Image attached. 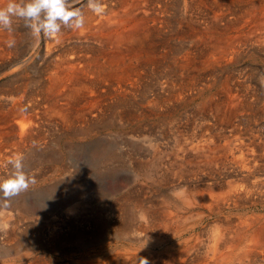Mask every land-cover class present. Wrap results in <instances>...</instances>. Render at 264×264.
<instances>
[{
	"label": "bare ground",
	"instance_id": "obj_1",
	"mask_svg": "<svg viewBox=\"0 0 264 264\" xmlns=\"http://www.w3.org/2000/svg\"><path fill=\"white\" fill-rule=\"evenodd\" d=\"M170 1L171 0H110L109 2L108 0H101L103 5L105 6L104 12L101 15H97L91 12L87 8V0L84 3H82V5L79 6L82 8L85 14V27H84L85 31L82 34H85L87 39L91 37L94 39L93 41L97 40L99 44H101L104 47L105 50L104 51H96V50L92 51L91 49L89 52H79V50L73 51L72 49L71 50L69 49L70 51L69 50L63 51L61 54H59V60L58 62H56V65H54L53 70L49 73V76L47 78V83H46L48 85V89H46V95L49 98V100H51L50 101L51 104L49 103L50 105L49 107L47 106L48 104L46 105L47 109L46 111L45 109H43L44 110L43 113L45 115L50 114L51 116H53V119L56 122L54 123L62 128H71V127L75 128V126H77L79 123H82V124L88 123L89 125H91L104 114L106 109H108L111 106L109 104L111 100L110 101L108 100L112 99L113 95L114 97H117L118 99H123V101L126 102V99L129 98L130 96L135 97L139 95L140 91L144 88V86H145V89L143 91L142 97L146 99L148 106L152 107L153 109L152 111L155 112L154 110H157L160 107L161 101H163L166 104H170L172 103V101L178 102L180 99H183L184 97L189 98V96L191 95H195L197 98L198 94L200 95L204 90L211 89L216 84V81H218L217 80L218 72H221V70L226 69L227 67H231L232 65L237 63L240 59H243L245 56H248V57L252 56V54L251 55L249 54L251 51L248 54H246V51H242L245 47H249V48L253 47L256 50H259V51L261 50L264 52V0H182L184 4L185 12L190 11V12L198 13V20L197 21L195 20V23L197 22L198 25L194 24L198 26V28L194 27V25H188V23H187L188 26L186 24L182 25V23L180 22L179 27L176 29L177 30L176 33L179 34L180 38H183V34H184V36L186 37L184 39H188V38H191L193 35H195V33L199 32L197 34L196 47L198 49L200 47H204V48L209 47L210 49L207 48V50L204 49L201 51L197 50L198 52L197 51L196 52L195 51L185 52L186 50H184L185 53L183 55H180V57L178 58V61H175V63L173 62L175 66L174 74H173V66L172 68H167L168 65L165 64L166 66L162 67L163 69L161 70L159 75L157 74L159 85H157L155 89H153L152 87L146 88L147 77L149 78L152 76V74H156L157 73L156 67H158L159 65L161 66V61L159 59L161 57L158 54L159 51L158 50H157L158 52L155 51L156 50L155 48L158 46V44L157 46H155L156 41L153 42L154 40L152 39V35L155 30L154 28L155 26H162V25H157V23L159 24L160 22L163 21L161 16L167 13V3ZM5 3H6V0H0V6H4ZM117 4L122 5L119 11L117 9L118 7ZM238 4H241V6H239ZM209 10L213 11L214 15H212L211 17L208 15L212 19L210 20L209 23H207V19L209 17L206 19V14L208 13ZM139 12H141V14ZM193 18L191 19L189 18V19L193 20ZM204 25H207V26L205 27ZM218 27H220V29H218ZM232 27L237 28L239 32L236 34V31H235L236 36H233V38H227V36L225 38V35H224L225 39L223 38V40H221L217 35L216 36L218 38L214 39V37H212L213 35H206L203 31L204 29H207V31L211 29L210 31L214 33L215 32L221 33L223 31H227L228 28H232ZM4 32L5 30H0V34L3 35ZM78 32L79 30L77 31V33ZM6 33L8 34V32ZM64 34L62 35L60 33L58 38L60 37V35H62L60 40L64 39L65 37ZM81 36L84 37L83 35ZM172 36H174L173 33H172ZM156 38L158 39V37ZM0 40L2 42V38H0ZM54 42L56 44L57 39L56 41L54 40ZM1 46H3L2 43H0V47ZM17 46H19V44ZM11 52L12 50L6 51L4 48H0V64L1 63L6 64V62L10 59V55L12 54ZM48 52H51V51H48ZM161 54H162V50H161ZM259 60H260V57H259ZM19 65L21 66L22 64H19ZM47 70H49V68ZM260 74L264 75V68L260 72ZM258 79L260 78L258 77ZM152 83H155V82H152ZM149 84L151 83L149 82ZM141 87L143 88L141 89ZM216 87H218V85ZM2 90H3L4 95L0 97V163L1 162L3 163V161L7 162V160L13 158L14 152L10 147V142L16 138L21 139L23 137L30 136L33 133L32 132L33 125L34 127L38 125L37 124V122H39L38 117L41 116V115L39 116L35 114V112L33 113V111L35 110V107L38 105V102H36V99H35L36 97L33 96L34 93L32 89H28L26 84L18 85V86L11 87V88L8 87L6 89L1 88L0 92ZM202 97L204 96L202 95ZM28 101H30V103H28ZM123 101H121V103ZM131 101H133V99ZM189 101L191 102V100ZM43 102L45 101L43 100ZM200 105L203 108H206L210 113L215 114V116L219 120L218 124L226 123V126L238 128L239 125L235 121L238 119L240 121V124L242 123V121L245 122V125H244L245 129L248 130L252 127L251 126L252 121L259 119L261 117H264V84H262L259 80L257 85H253L252 80L250 79V76L246 74H242L239 76L229 74L224 77V80L222 81L221 86L218 89H216V91L210 97H207L206 99H204ZM138 107L140 106L138 105ZM165 107H167V105H165ZM150 111L147 113H150ZM26 112H28L29 114H27ZM155 113L157 114V112ZM16 117L17 119L18 118L19 119L17 120ZM218 124L216 125L218 126ZM48 126L49 125H47V128ZM206 126L207 125H205V128ZM85 128H87L86 125L85 127L84 126L82 127L83 131H85L84 130ZM180 129H183V128H180ZM201 129L202 128H200V130ZM222 130H223V127H222ZM42 131L43 130H41L40 132ZM72 132H74V130ZM94 133H96V131ZM119 133L124 134L123 132H120V131ZM225 136L226 135L224 133L223 137L225 138ZM70 137H72L71 139H73L75 136L74 137L70 136ZM98 137L100 138V136ZM221 137L222 136L220 137L217 136L216 139L215 138L214 139H210V138L204 139L203 138V140L201 141L202 143L198 142L200 144L198 143L196 144V141H193L195 142V144H192L190 142V144L192 145L189 144V145H186L185 147V143L183 144V141L185 140L184 138L181 139L182 138L181 136L180 140H183L182 145H179L180 143H178L179 146L177 144L174 145V146H177V149L176 151H174L172 155L174 160L181 159L182 160L181 163L177 165L176 164L173 165L174 161L170 162L169 166L171 167L170 168L168 167L169 169L165 167L167 168L166 171H163V170H161L163 172L156 171L154 172V174L152 173L153 171L152 169L154 168L161 169V167L159 166L161 165L160 163H161L163 156L165 155V151L163 148H161L162 146L159 147L157 146V144H155V146L150 144L151 150L149 151V154H151V158L141 161V164H138V165L135 164V166L136 165L138 166L135 172V177L137 178L139 177L143 179V188L145 189V193L148 192L146 188L150 187L149 182L152 181L155 184V186L158 185L162 189L167 188L168 191L170 192V195L168 196L165 194H161V196H159L157 200L155 199L152 200L148 198L146 194L143 196H136V197L129 199L128 209L131 211L130 213L124 212L127 214L125 215L124 220H122L123 225L120 226V229L123 234H126L128 236V240L131 241L130 242L131 244L132 243L135 244L132 238V236L135 235V238H138V242L140 243L139 245H142V246L149 245L151 248L158 249L155 252V255L158 258L162 257L160 259H162L163 261L169 262V263L173 262L175 264H185L188 260V257L190 255H193V253L195 255L193 258L190 259L194 261V263L192 264H222V262L224 261L226 262V264H237V263L238 264H264V220L262 221V218L264 217L257 216V217L244 218V219H242V217H239L236 219V217L234 218L230 215L228 216L226 215L224 216V218L221 219V214L223 212H225L228 209H232V208L236 209L241 205L242 202H244V200L250 199L249 197L253 196L254 190L257 192H262V193L264 192V177L261 180H255V181L253 180L254 182L252 183V185H250L249 183L250 177L253 176L258 170H261V165L259 167V165H257V162L255 164H251V162H254L258 158L255 157L257 159H254V161H251L252 158L248 156L249 152L245 154L244 150L241 147H238L239 144L236 146V143L234 142H229V144H226L227 151L230 150L229 152H227V156L226 157L220 156L219 153L222 151V149H224L219 145L221 142L220 140L224 139ZM150 142L152 143V140H150ZM262 144H259V146L258 145L257 146L260 147V145ZM18 147H21V146H18ZM248 147L249 146H247V148ZM263 147L261 148L262 154L259 155V160L261 159L262 162H264V148ZM113 149H114L113 143L112 144L110 143V145L109 143L99 144V146L97 145L92 154L94 161L104 162L105 160L110 159V157L113 156V153H112ZM190 151L191 153H194V155L187 154V152L189 153ZM16 152L17 150H15V154ZM235 152L239 154L236 155ZM229 154L233 155V156L231 155L232 156L231 159L235 161H228L226 163L222 162L221 164L218 163V161L220 162L225 161V160L227 161L229 159L228 157L230 156ZM254 156H256V154ZM55 157H57V155ZM166 160H168V158ZM202 161L204 164L202 163ZM44 168L46 167L44 166ZM41 170H44L43 167ZM62 174H63V171H62ZM173 174L175 176L174 179H173ZM227 177L228 178L231 177V178L228 180H225V178ZM44 180L45 178H43V181ZM58 188L59 186H56L54 187V190L58 191ZM81 188L83 187L79 185H74V188H72V191H70L69 195L66 197V200L63 201L64 203H66L63 207L68 209V211L75 212L76 209L81 208L82 204L84 203L83 200H81L79 204L76 203L77 200L80 199V193L82 190ZM14 207H15V204L13 203V199H12L10 207L5 208V210H2L0 212V236L2 238L4 237L5 242H6V239L9 240L12 236H16L14 231H15V224L17 220V219L15 220V216L17 215L14 212ZM102 208H104L105 211H107L106 207H102ZM112 211L114 210L110 209V211H108L109 213L107 212L108 216L109 215L115 216L117 214V213L115 214V212H112ZM205 214H208L209 216H212L213 218L215 217L218 218V221L214 224L215 228L212 230L211 235L209 237V243L211 244L210 248L207 250V254L208 253L211 254L209 258H207L208 256H204V255L203 256L205 258L204 257L201 258L200 257L201 254L199 251V247L205 242V238H204L205 233L198 231V227L203 221H205L203 219V216ZM76 220H74L75 223H76ZM53 222L54 221H52V224ZM101 224L102 223H100V225L99 224L96 225V227L97 228L100 227ZM233 226H238V227L236 229H232ZM52 230L55 231L56 228L55 229L53 228ZM206 230L208 232V229ZM134 244H132L128 248L123 249L124 250L123 252L115 251L116 254L112 255V258L108 261L111 262L113 260L112 263H115L114 262L116 261L114 260L115 258H121L122 256L127 257V255L130 254L132 257L124 258L125 260L124 259L123 260L125 262L123 264H139L138 260L143 255L142 254L140 256L139 253L141 251L144 252V250L141 249L139 245L134 246ZM108 245L110 244L108 243ZM149 252H152V251H149ZM142 258L144 257L142 256ZM149 258H152V257H149ZM123 260L121 261L123 262ZM149 262L150 260L148 259V263Z\"/></svg>",
	"mask_w": 264,
	"mask_h": 264
},
{
	"label": "rangeland",
	"instance_id": "obj_2",
	"mask_svg": "<svg viewBox=\"0 0 264 264\" xmlns=\"http://www.w3.org/2000/svg\"><path fill=\"white\" fill-rule=\"evenodd\" d=\"M85 1L86 0H80V3H78L76 6L79 7ZM108 1L110 2V0H108ZM6 3H7V0H6ZM238 5L241 6V4H238ZM117 6L116 7L119 11V9H121L120 7L122 5L117 4ZM173 7H174V9H173ZM184 12H185L184 11V4H183L182 0H171L170 2L167 3V13L165 15L161 16L163 21L160 22L159 24L157 23V25H162V26H155L154 27L155 30L153 32L152 39L154 40L153 42L156 41L155 46H157V44H158V46H157L158 48L156 47L155 51H157V50L159 51V52L158 51L157 52H158L159 56L161 57V58H159L161 61V66L159 65L158 67H156L157 73L152 74L153 77L152 76L149 78L147 77L146 88L152 87L153 89H155V87L157 85H159L157 76L159 75V73L163 69L162 67L168 65L167 68H172V66H173V74H174V68H175L174 63H175V61H178V58L180 57V55H183L187 51H195L196 52L197 50L201 51L204 49L207 50V48H209V47H205V48L200 47L198 49L196 47L197 34L199 32L195 33V35H193L191 38H188V39H184V38H186L184 36V34H183V38H180L179 34L176 33L177 32L176 29L179 27L180 22L182 23V25H185V24L187 25V23H188V25H194V24L198 25L197 22L195 23V20L196 21L198 20V13L188 11V12H185V14H184ZM139 13L141 14V12H139ZM172 14H174V15H172ZM192 15H194V16H192ZM208 15L211 17L212 15H214V12L209 10L208 13L206 14V19L209 17ZM210 17L207 19V23H209L210 20L212 19ZM189 18L190 19L193 18V20H190ZM166 22H167V24H166ZM196 25H194V27L198 28V26H196ZM167 26H169V27H167ZM204 26L206 27L207 25H204ZM12 27H13V31L11 33H9L7 30H5L3 35L0 34V38H2V42L0 40V43L3 44V46H1L0 48H4L6 51L12 50V52H11L12 54L10 55L11 60L9 59L8 60L9 62L7 61L6 64H3V63L0 64V74H1V76H0V89L1 88L6 89L8 87L11 88V87H15L18 85H25L26 84L28 89H32L33 93L35 94V95L33 94V96L36 97L35 98L36 102H38V105L35 107V110L33 111V113L35 112V114H37L39 116L41 115V116L38 117L39 119L37 118L39 121V122H37L38 125L35 127L33 125V131L32 132L34 134L32 133L30 136L23 137L24 139L23 138H21V139L16 138V139L12 140L13 142L12 141L10 142V147L14 152L13 158H15L18 155L23 156L25 171L29 172L28 174L30 176H35L36 183L34 185H31L27 191L22 192L17 197L13 198V203L15 204L14 212L17 215V216H15V220L16 219L17 220H16V224H15V231H14L16 236H12L9 240L6 239V242H5L4 237L2 238L0 236V258H1L0 261H2V262H0V264H30L31 262H32L31 264H33V263H35V264L36 263L37 264H115V263L116 264H123L125 262L124 258L132 257L130 254H128L127 257L122 256L121 258H115L114 259V260H116V261H114L115 263H112L113 260L111 262L108 261L112 258V255L116 254L115 251H122L123 252L124 251L123 249L128 248L129 246L134 244V243H132V244L130 243L131 241L128 240V236L126 234H123L121 229H120V226L123 225L122 220H124L125 215L127 213H130V211H131L128 209L129 208L128 207L129 199L136 197V196H143L146 194L148 198H150L152 200H154V199L157 200L159 198V196H161V194H165L168 196L170 195V192L168 191L167 188L162 189L158 185L155 186V184L152 181L149 182V186L151 188L150 187L146 188V190L149 193L148 192H147L148 194L145 193V189L143 188V179L139 178V177L138 178L135 177V172H136L137 167H138L137 165L141 164V161L151 158V154H149V151L151 150L150 144H152L154 146H155V144H157V146H159V147L162 146L161 148H163L165 151V155L163 156L161 163H160L161 165L159 166V167H161V169H159V168L152 169L153 170L152 173L154 174V172H156V171L157 172L158 171H160V172L166 171V169L168 167L169 168L171 167V166H169L170 162L174 161L173 165H175V164L177 165V164L181 163V161H182L181 159H177L178 161H180V162H178L177 160H174L172 157L174 151H176V149H177V146H174V145H176V144L178 145V143H180L179 145H182L183 140H180L181 136H182L181 139L184 138L185 141L188 140L187 142L183 141V144L185 143V147H186V145H189L190 142L192 144H195V142H193V141H196V144L198 142H201L203 140V138L204 139H206V138H210V139L215 138L216 139L217 136L218 137L222 136L221 138H224L223 136L225 133V135L227 137L225 136L224 139H221L220 140L221 142L219 144L222 148H224L219 153L220 156H223V157L227 156V152H229L230 150L227 151L226 144H229V142L236 143V146L239 144L238 147H241L244 150L245 154H247L249 152L248 156H250V158H252L251 161H254V159L258 158L254 162H251V164H255L257 162V165H259V167L261 165V170H258L253 176L250 177V180H249L250 185H252V183L255 180H261L264 177V162H262L261 159L259 160V155L262 154L261 148L264 145V122H263L264 117H261L259 119L252 121L251 122L252 127L248 130L245 129V126H244L245 122L242 121V123H241L242 125H241L240 121L237 119L235 121H236V123H238L239 126H238V128H233L231 126H226V123H224V124L219 123L218 124L219 120L217 119L215 114L210 113L206 108H203L200 105L204 99H206L207 97H210L216 91V89H218L221 86V83L224 80V77L229 75V74L235 75V76L246 74V75L250 76V79L252 80V84L257 85V83L260 80V79H258V77L260 78V75H261L260 72L264 68V65H263L264 64V52L263 51L256 50L253 47H250V48L245 47L242 51H246V54H248L251 51L249 53L250 55L252 54V56H250L251 58L248 56H245L243 59H240L237 63H235L231 67H227L226 69H223L224 71L221 70V72H218V76H217L218 81H216V84L211 89L204 90L201 93L205 98L202 97L201 94L200 95L198 94L197 98L195 95H191V96H189V98L184 97L183 99H180L178 102L172 101V103L174 105L172 103L166 104L163 101H161L160 103L162 104V106L160 104V107L157 110H154L155 112H157V114H156L155 112L152 111L153 110L152 107L148 106L146 99L142 97L143 91L145 89V86H144V88L141 87V89L142 88L143 89L140 91L139 95H137L135 97L130 96L129 98L126 99V102L123 101V99H118L117 97H114V95H113V98L108 100V101L111 100L109 102V104L111 105L108 108L109 110L106 109L105 110L106 113L104 112V114L102 115L103 118L101 116L93 124L89 125L88 123H86V124L79 123L77 126H75V128L74 127L62 128V127L55 124L56 122L53 119V116H51L50 114L45 115L43 113V111H44L43 109H45V111L47 109L46 105L48 104L47 106L49 107L50 106L49 103L51 104V102H50L51 100H49V98L46 95V89H48V85L46 83H47V78L49 76V73L53 70L54 65H56V62H58V60H59V54H61L63 51H68L69 49L70 50L72 49L73 51L79 50V52H89L91 49H92V51H95V50L96 51H104L105 49L101 44H99V42L97 40L93 41L94 39L91 37L89 39H87L85 34H82L85 31V28H83V30L80 29L82 32L79 30L78 33H77L78 30H71L69 28H63L62 29L63 32L61 31V34L63 35L65 32L67 33V34L66 33L64 34V36H65L64 39L60 40V38L62 37V35H60L59 38H55V39L53 38V41H52V39L42 38L39 43H36L33 40V37L31 36L30 30L25 27L23 20H20L18 18H13ZM221 28H223V27H221ZM218 29H220V27H218ZM210 30L211 29H209L207 31V29H204L203 31L206 35H213L212 37H214V39H217L219 37L221 40H223L224 35H225V38H226V36H227V38H233V36H236V34L239 32L237 30V28H234V27L228 28L227 31H223L221 33H218V32L214 33ZM221 30H223V29H221ZM235 31H236V34H235ZM6 32H8V34ZM71 32L73 34L75 32V34H77V35L74 34L75 35L74 36ZM172 33L174 36H172ZM4 34H5V36H4ZM81 35H83L85 38L82 37ZM11 36H12V38H11ZM228 36H230V37H228ZM156 37H158V39ZM9 39L15 40V46L14 47H8L7 44H5L6 41H8ZM56 39H57L58 43L56 42V44H55L54 40L56 41ZM84 39H85V41H84ZM163 39H165V40H163ZM192 40H194V41H192ZM80 42H81V44H80ZM16 44L17 45L19 44V46H17ZM71 44H72V46H71ZM166 44H168V45H166ZM193 45H194V47H193ZM166 46H167V48H166ZM170 48H172V49H170ZM189 48H191V49H189ZM209 49H208V51H209ZM161 50H162V54H161ZM184 50H186V51L184 52ZM48 51H51V52H48ZM54 51H55V53H54ZM39 52H41V53H39ZM170 52L173 54H171ZM164 53L166 56L164 55ZM166 53H168V54H166ZM54 57H55V59H54ZM259 57H260V60H259ZM31 58H33V59H31ZM252 60H253V62H252ZM16 61H18V62H16ZM163 62H164V64H163ZM24 63H25V65H24ZM15 64H17L18 66ZM19 64H22V65L20 66ZM13 68H14V70H13ZM48 68H49V70H47ZM251 69H253V70H251ZM230 72H232V73H230ZM22 74L23 75L26 74V75L23 76ZM8 77H10V78H8ZM21 78H23V79H21ZM149 82L151 84H149ZM152 82H155V83H152ZM7 83H8V85H7ZM39 83H41V84H39ZM43 85H44V87H43ZM217 85H218V87H216ZM36 86L39 88H37ZM33 88H35V89H33ZM2 95H4L3 90L0 92V97ZM135 98H137V99H135ZM46 99H48V100H46ZM130 99L131 100L133 99V101H131ZM43 100L45 102H43ZM135 100H137V101H135ZM189 100H191V102ZM121 101H123V102L121 103ZM28 103H30V101H28ZM116 103H118L119 105ZM130 103H131V105H130ZM189 103H191V104H189ZM138 105L140 107H138ZM165 105H167V107H165ZM168 105L171 107H169ZM127 108H129L130 110ZM149 111H150V113H147ZM206 111L208 114L206 113ZM203 112L205 113V115ZM26 113L29 114L28 112H26ZM121 113H123V114H121ZM127 113H129V114H127ZM134 113H136V114H134ZM190 116H191V118H190ZM48 118H49V120H48ZM16 119H17V117H16ZM196 119L198 120V122ZM212 120H213V122H212ZM259 120H261V121H259ZM205 121H206V123H205ZM212 123H214V124H212ZM258 123H259V125H258ZM216 124H218V126ZM47 125H49L48 128H47ZM85 125L87 128H85L84 129L85 131H83L82 127L83 126L85 127ZM205 125H207L206 128H205ZM89 126H91V127H89ZM98 126H100V127H98ZM200 126H202V127H200ZM197 127H198V129H197ZM199 127L202 128L203 131H202V129L200 130ZM222 127H223V130H222ZM111 128H112V130H111ZM180 128H183V129H180ZM41 130H43V131L40 132ZM73 130H74V132H72ZM94 130L96 131L97 135H96V133H94L95 132ZM219 130H221V131H219ZM62 131H63V133H62ZM119 131L123 132L124 134H120ZM203 132L205 134L207 133L208 135L206 134V136H205V134ZM197 133H199L200 135ZM214 134H215V136H214ZM47 135H49V136H47ZM245 135H246V137H245ZM70 136H73V137L75 136V137L73 139H71L72 137H70ZM98 136H100V138ZM196 138L199 141H197ZM150 140H152V143L150 142ZM172 140H173V142H172ZM11 143H12V145H11ZM98 143L99 144H108L109 143V145H110V143L111 144L113 143V146H114V149L112 152L113 156H111L110 159L105 160L104 162L94 161L92 154H93V151L96 148V146L97 145L99 146ZM192 144H190V145H192ZM198 144H200V143H198ZM252 144L255 145L256 147L253 146ZM259 144H262V145H260V147H258ZM18 146H21V147H18ZM243 146H245V147H243ZM247 146H249V147L247 148ZM18 149H20V150H18ZM15 150H17L16 154H15ZM86 154H88V155H86ZM187 154H193L194 155V153H191V151L189 153L187 152ZM235 154L238 155L239 153L235 152ZM255 154H256V156H254ZM54 155L55 156L57 155V157H55ZM166 155H167V157H166ZM229 155L230 156L228 157L229 159L227 161L226 160L221 161V162L218 161V163L221 164L222 162L226 163L228 161H235V160L231 159L233 155L232 154H229ZM62 157H64V158H62ZM190 157H192V156H190ZM255 157H257V158H255ZM167 158H168V160H166ZM8 161L9 160H7V162ZM175 161H177V162H175ZM7 162L3 161V163L2 162L0 163V171H1L0 172V179L7 178V176L10 174L11 165ZM35 162H37V163H35ZM202 163H203V161H202ZM89 164H91V165H89ZM135 164H137V165L135 166ZM41 166L43 167L44 170H41L42 169ZM44 166L46 168H44ZM67 167H68V169H67ZM165 167H167V168H165ZM161 170H163V171H161ZM55 171H56V173H55ZM62 171H63V174H62ZM43 178H45V180H46V181L44 180L45 182L43 181ZM174 178H175V176L173 174V179ZM230 178L231 177H229V178L227 177V178H225V180H228ZM42 182H43V184H42ZM74 185H79V186L83 187V188H81L82 194L80 193V199H78L76 203L79 204V202L81 200H83L84 203L82 204L81 208L76 209L75 212L74 211L70 212V211H68V209L63 207L66 204L63 201L66 200V197L69 195L70 191H72V188H74ZM100 185H102L103 187ZM56 186H59L58 191L54 190V187H56ZM87 189H89V190H87ZM132 189H133V191H132ZM134 189H136V190H134ZM127 190H128V192H127ZM140 190H141V192H140ZM124 191L127 193H125ZM253 192H254L253 196L249 197L250 199H246L247 201L244 200V202H242L241 205L238 207L239 209L238 208H236V209L232 208V209H228L225 212H223L221 214V219L224 218V216H226V215L227 216L230 215L234 218L236 217V219L239 217H242V219L252 218V217H257V216L258 217H264V207H263L264 206V203H263L264 199H262V198H264V192L263 193L257 192L255 190ZM88 194H89V196H88ZM256 196L257 197L259 196L260 198L258 197V199H257ZM121 198H123V199H121ZM113 199H115V200H113ZM249 205H250V207H249ZM102 207H106L107 211H105V209ZM109 208L111 210H114L112 212H115V214L116 213L117 214L115 216L114 215L108 216V213H109L108 211H110ZM247 209H248V211H247ZM252 209H254V210H252ZM2 210H5V208H1L0 212ZM246 211H247V213H246ZM124 212H127V213H124ZM18 216H19V218H18ZM208 216H209L208 214H205L203 216V219L205 221H203L198 227V231L205 233V235H204L205 242H204V244H202L199 247L201 258L204 256H208L207 258H209V256L211 255L209 253L207 254V250L211 246V244L209 243V237L211 235L212 230L215 228L214 224L218 221L217 217L213 218L212 216H209V217ZM206 219L208 221L209 220L210 221L208 222ZM51 220L54 221L53 224H52ZM74 220H76V223ZM263 220H264V218H262V221ZM100 223H102L101 226L97 228L96 225H98V224L100 225ZM49 226H51V227H49ZM94 226H95V228H94ZM237 227L238 226H233L232 229H236ZM53 228L54 229L56 228V230H55L56 232L54 230H52ZM206 229H208V232ZM18 230H19V232H18ZM132 238L135 242L134 246H138L140 244L138 242V238H135V235H133ZM13 240H14V242H13ZM123 240H124V242H123ZM9 242H11V243H9ZM122 242H123V244H122ZM101 243H102V245H101ZM103 243H104V245H103ZM108 243L110 245H108ZM115 243H117V244H115ZM87 245H89V246H87ZM139 247L144 250V252L141 251L139 253L140 256L143 254L142 256L145 259L150 260V262L148 264H175L173 262L169 263V262L163 261L162 259H160L162 257L158 258L155 255V252L158 250L156 248H151L149 245H143V246L139 245ZM102 249H104V250H102ZM149 251H152V252H149ZM194 255H195L194 253H193V255H190L185 264L194 263L193 260H190L191 258L194 257ZM142 256H141V258H142ZM149 257H152V258H149ZM141 258H139V260ZM121 260H123V262ZM139 260H138V262H139ZM129 263H131V262H129ZM222 264H226V262L224 261V262H222Z\"/></svg>",
	"mask_w": 264,
	"mask_h": 264
},
{
	"label": "clouds",
	"instance_id": "obj_3",
	"mask_svg": "<svg viewBox=\"0 0 264 264\" xmlns=\"http://www.w3.org/2000/svg\"><path fill=\"white\" fill-rule=\"evenodd\" d=\"M80 0H7L0 6V30L13 31V18L23 20L26 28L36 43L42 38H58L62 28L80 30L85 27V14L76 5ZM101 0H87V8L101 15L104 12ZM8 47L15 46V40L6 41ZM260 82L264 84V75ZM11 165L7 178L0 179V208H8L13 198L25 192L36 183L35 176L25 171L24 158L18 155L9 159ZM139 264H148V260L141 258Z\"/></svg>",
	"mask_w": 264,
	"mask_h": 264
}]
</instances>
